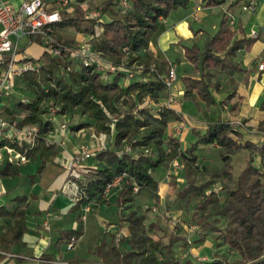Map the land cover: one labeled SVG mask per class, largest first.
I'll use <instances>...</instances> for the list:
<instances>
[{
    "label": "trees",
    "instance_id": "obj_1",
    "mask_svg": "<svg viewBox=\"0 0 264 264\" xmlns=\"http://www.w3.org/2000/svg\"><path fill=\"white\" fill-rule=\"evenodd\" d=\"M83 1L77 0L79 4L74 12L65 13L57 26L73 27L84 35L94 34L97 27H102L100 34L92 40L93 46L116 65L130 68L135 63L142 70L135 71L134 76L128 78L127 73L121 69L110 80L111 75L104 78L95 65L77 67L68 56L57 58L43 55L46 56V61L39 71L27 73L18 79L26 83L24 89L31 91L33 95L30 98L25 95L23 100L18 99L7 110L11 111L12 108L13 114L23 115L20 124L34 123L39 128L37 142L28 152L29 162H37L36 172L25 175L30 184L47 163L55 162L60 151L59 141H50L48 137L55 129L54 124L44 117L50 100L59 106L60 114L72 116L78 110L85 117L76 119L72 126L69 123L70 130L88 127L96 133L104 132L111 136L106 147L94 151L99 165H85L82 168L81 179L85 183L81 184L79 197L76 201H71L72 205L68 210L76 213L78 225L76 228L60 230L56 245L59 247L67 243L72 237L77 242L83 234V208L88 204L96 205L93 202L100 200L106 186L120 177L117 200L121 208L120 218L127 222L128 233L119 239L113 235L110 243L98 244L91 252L96 261L99 264H181L180 259L174 255L173 248L180 241L183 248L192 247L193 242L186 232L189 229L183 224H193L195 230H199L194 223L180 219L182 225L178 226L184 232L180 234L164 225L159 217L146 224L145 215L136 211H130L126 215L122 210L125 204L135 199L141 189L155 193L159 185L153 176L155 167L181 158L182 161L179 162L184 171L183 183L186 185L178 189L175 198L184 204L196 198L195 208L201 215L209 216L214 211L223 216L224 244L228 247V252L237 254V257L230 259L226 254L216 252L212 260H204V264H264V172L252 163L254 155L264 158V121L257 126L262 138L256 143L243 139L241 130L247 128L244 119L241 120L243 126L233 124L231 119L209 122L202 134L201 130L193 127L197 136L195 143L218 145L223 160L221 169L209 171L212 180L200 185L196 184V176L202 168L194 153V145L190 149H183L179 137L166 133V128L172 121L181 122L183 119L172 106L161 104L167 96L163 78L168 71V63L164 64L163 61L150 57L146 50L160 18L167 17L172 9L187 7L190 0H127L125 6L120 5V0H104L100 5V21L84 17L86 11L81 7ZM226 1L201 0L204 6L220 5ZM242 1L232 0L229 8ZM241 32L242 35L237 37V31L229 23L228 14L224 13L216 32L206 39L203 48L197 44L184 48L186 59L193 65L195 73H199L198 77L186 75L181 78L184 99L196 102L200 100L207 107L216 104L222 107L225 104V100L218 101L213 92L227 89L233 79L229 77L227 82L221 83L213 81L212 75L218 69H240L231 59L240 49H249L258 38L247 37ZM121 80L126 83H121ZM45 88L48 89L47 92ZM233 95L234 93H229L227 99ZM231 108L236 109L237 105L232 104ZM126 145L131 147V151L121 153L120 150ZM241 148L249 149L251 156L238 177L233 180L230 159ZM24 165L4 163L0 166V177L20 176L21 166ZM214 178L225 181L222 198L213 187ZM134 183L139 186L137 192L133 191ZM30 197L36 198V195L18 194L12 197L15 202L13 208L0 206V216L12 218V223L0 231V250L10 252L13 245L22 241L23 234L28 229L26 208ZM210 224L208 218L203 223L205 226ZM122 229L121 226L118 227V231ZM209 229L212 232L219 231L214 225L209 226ZM149 231L161 232L162 235L154 237ZM162 237H167V242H163ZM203 239L204 235L197 241ZM51 256L44 254L43 258L50 259ZM3 257L0 255V259ZM68 259V264H81L79 258ZM40 264L54 263L42 261ZM183 264H190L189 259Z\"/></svg>",
    "mask_w": 264,
    "mask_h": 264
},
{
    "label": "crops",
    "instance_id": "obj_2",
    "mask_svg": "<svg viewBox=\"0 0 264 264\" xmlns=\"http://www.w3.org/2000/svg\"><path fill=\"white\" fill-rule=\"evenodd\" d=\"M7 1L14 6H18L22 0ZM231 1L227 0L225 3L215 6H204L201 0H190L188 6L185 7L187 9L174 13L173 21L170 24L168 17L159 20L158 29L151 37L146 50V53L150 57L157 59V61H163L164 64L171 60L167 56L168 52L171 53L173 51L179 54L178 60H175L177 61L175 65L178 67V63V65L183 66V69L179 72V76L177 74L174 90L177 98L182 99L184 85L180 77L186 75L199 76V73H195L193 65L186 59L184 48L195 44L197 40L207 39L204 36L212 33L208 29L210 23L212 25L211 29H215L217 26L218 18L214 17L217 13L216 9H220L222 15L224 13L233 15L234 22L232 28L237 31V37L242 35L241 31L247 37H250L251 30L258 31V38L250 48L240 49L236 53V56L231 59V62L239 65L240 69L224 68L213 72V81L218 80L221 83H225L229 77L233 79L227 89L222 88L223 90L221 91L213 92L218 101L225 100V104L222 107L217 104L207 107L204 102L198 100L200 109L203 112L201 113L195 108L185 110L184 103L186 100L184 102L179 100L178 104L173 105V108L183 119L180 123H183L184 127H186L185 129L182 127L181 140L184 139L185 135H189L188 121L194 127H199L200 130L202 128L204 129L209 122L219 119L224 121L228 119H244L246 120L247 128L241 130L243 139L256 143L260 142L262 138V134L257 129V126L260 122L264 121V70L258 68L259 63L264 61V0H257V7L253 12L242 10L241 3L229 8ZM196 3H201L203 8L198 13L199 18L191 21L188 16ZM81 7L84 10L87 8L83 5V2L81 3ZM212 16L213 18L211 20L210 17ZM76 37L80 40L82 33H77ZM229 93H234V95L227 99ZM232 104H236L237 108L232 109ZM76 132L68 130L65 133H61L57 130L53 132L54 134H51H53V141L58 140L60 146L66 144L71 147L62 149L64 154H68L72 153L73 148L76 147L74 140L68 136H76ZM213 145L218 146L216 144ZM54 163L57 162L55 161ZM54 163H47L42 171L36 174L35 181L32 184L29 183V179L25 175L36 172V161L21 166V176L19 177H0V206L4 205L6 209L13 208L15 202L12 200V197L18 194L34 193L36 195V198L30 197L28 200V206L26 208L28 229L23 234L22 241L13 245L10 252L0 250V255L4 256L0 259V264H40L42 261L48 263V260L57 257L54 256V252L57 250L56 241L59 237V231L72 226L67 225L69 222L63 216L64 213H70L68 210L72 203L66 202L67 204L65 203V205L61 206V203L58 202V196L61 193L60 187L63 184L65 174L61 172L55 175L53 173L55 169L50 168L51 164ZM84 218L85 216L83 214V220ZM11 223L12 218L9 216H0V231L4 230ZM123 232L127 235L128 230L125 229ZM189 250L190 253L197 252L195 247H190ZM44 254H51L52 256L50 259H44ZM59 256L66 259L61 254ZM67 257L79 258V256L72 253ZM79 259L81 260V264H99L96 261V257H92L86 261H83L82 258Z\"/></svg>",
    "mask_w": 264,
    "mask_h": 264
},
{
    "label": "rangeland",
    "instance_id": "obj_3",
    "mask_svg": "<svg viewBox=\"0 0 264 264\" xmlns=\"http://www.w3.org/2000/svg\"><path fill=\"white\" fill-rule=\"evenodd\" d=\"M101 0H84L83 5L87 7L85 9L86 12L94 11L96 10L102 2ZM178 10L172 9L168 13L167 17L169 20V24L173 21L174 18V13L176 11H181L183 9H187L183 6L176 8ZM216 15L214 17L218 18L217 19V26L215 29H211V23L209 25V32L210 33L208 36H204L208 38L210 35L214 34L219 26V22L223 15L221 14L220 9H216ZM105 18V16H103ZM211 20L213 18L210 17ZM159 26V25H158ZM158 29V28H157ZM157 31V30H156ZM154 32V34L156 33ZM77 33L81 34L80 32H77L75 28L65 26L64 28H60L58 26L55 27V38L58 40H61L65 43L74 44L76 41L75 39L79 40V38L76 37ZM153 36V35H152ZM206 39L204 40H197L195 41L198 46L201 48L204 47ZM185 44V43H184ZM193 45V44H192ZM191 45V46H192ZM28 53L31 55H39L41 48L40 44L38 42L32 43L28 49ZM178 55L175 52H168V58H170L171 62H176L175 60H178ZM42 59L46 61V56H43ZM175 65V70H176V76L181 70L183 69V66ZM114 75L112 74L110 77V80H112ZM182 78V76L180 77ZM177 81V78L176 80ZM179 81V77H178ZM128 82V81H127ZM121 83H126L124 80H121ZM24 84L23 81H18L17 86H16V91L11 95V98H6L3 97L0 99V108L2 107L3 112L9 108L11 105L14 104L15 101L18 99L23 100L26 96L29 98L33 95L31 91L25 90L24 89ZM26 95V96H25ZM183 99V100H182ZM182 99L176 98V103L178 104L179 100L184 102V109L185 110H192L193 108L197 109V111L203 113L200 109V104L199 102H196L193 99ZM174 107V106H172ZM183 108V107H182ZM9 113H12V108L10 109ZM14 110V109H13ZM8 111V110H7ZM77 113H74L72 116L67 115V119L69 116V123L72 126L74 121L76 119H84L85 117L80 115V112L76 110ZM6 112V111H5ZM14 112V111H13ZM62 119V118H59ZM172 121L166 128V133L171 134V135H176L177 137L180 138V135L177 134V130L181 128L179 122ZM54 124V123H53ZM188 129H189V135L184 136V139H182L183 143V149L186 148H191L192 145H194V153L197 156V160L199 161V167L202 168L199 174L196 176V184L200 185L202 183H206L207 181L212 180V175L209 173L210 170H219L223 166V160L221 157V148L219 146H214L213 144H203V143H195L197 141V136L195 135L193 131V124L191 125L190 122L188 121ZM55 127V124H54ZM186 127H184L185 129ZM196 129H199L197 127ZM201 134L204 132V129H200ZM55 132V131H53ZM52 132V133H53ZM96 135H94V134ZM54 134V133H53ZM53 134H50L48 137L50 138V141H53ZM59 135V133H57ZM69 134V133H68ZM99 133H96L94 129L85 127L84 130H80L79 132H76V136L72 135L71 137L68 136L70 139H73L74 142L77 144H87V145H93L97 141V136ZM264 134V133H262ZM70 135V134H69ZM111 139V136L107 138V143H109ZM112 141V140H111ZM195 143V144H194ZM70 147L69 145H61L60 146V151L55 157V161L57 163L59 156L63 155L64 152L62 149ZM71 148V147H70ZM76 149V147L73 148V151ZM72 151V153H73ZM146 151V150H145ZM96 154V153H95ZM91 156L90 159L83 161V163L86 166H91V167H97L99 165L96 157ZM251 152L247 148H241L237 150L235 153L232 154L231 159H230V164L232 165V179L235 180L241 170L246 166L247 162L250 159ZM62 157V156H61ZM178 161H182L181 158L177 159ZM264 158L260 157L259 155H254L253 156V164L258 167L262 172H264ZM51 164L50 168H54V174H58L61 172H64L65 177H64V182H66L68 179H70L71 174L65 168L60 165V164ZM180 164V163H179ZM54 175V176H55ZM183 175L184 171L182 168V165L180 164L179 166H174L172 164V161L167 162V163H162L159 164L157 167H155V170L153 172V176L156 180H158L159 185L158 189L155 191L146 190V189H141L140 192L136 194L135 199L128 204H125L123 207V213L128 214L130 211H136L139 214L145 215V220L144 222L146 224H149L152 221H155L157 217H159L164 223V225H167L170 229L171 227L168 225L167 220H165V212L172 213V214H180V219L184 222H188L190 220L191 223H194L198 229L200 230H195V228L186 231L188 238L193 242L191 245L192 247H195L197 249V252L195 253H190L189 249H185L182 246V241L177 242L174 245V255L180 259L181 264L184 263V261H187L189 259L190 264H204V260L211 261L214 254L216 252L226 254L228 258L232 259L237 257V254H234L233 252H228V247L224 244L223 241V229L225 226V218L216 212L213 211V214L211 215H201L199 213V210H196L195 206L197 204V199L190 200L189 203L184 204L183 201L177 200L175 197V193L178 191V189H182L186 185V183H183ZM21 176V175H20ZM16 177V176H15ZM19 177V176H17ZM22 179V178H21ZM20 179V180H21ZM215 179V180H214ZM213 182V187L217 189L221 195L220 198H222V195L224 194V187H225V181L219 178H214ZM19 180V181H20ZM264 180V178H262ZM120 181L117 182L108 192L106 196H101L100 200H95L93 203L96 205L89 206L87 209H84V220L82 222L83 225V236H81L75 245L73 246L72 249L68 250L67 243H63L58 246L57 250L54 252V256H59L60 254L68 259L67 256L69 254H76L79 256V258H82L83 261H86L92 257H95L91 252L92 250L101 242H107L110 243L112 240L113 235H118L120 232H123L126 227H127V222L121 220V215L120 211L121 208L118 204L117 200V193L120 188ZM62 184V185H63ZM61 185V187H62ZM60 187V196H58V202L61 203V206L65 205L67 202H71L70 197L67 194L62 193V188ZM57 193V192H55ZM54 193V194H55ZM80 193V192H79ZM67 197V198H65ZM69 199V200H65ZM66 203V204H67ZM99 204V205H97ZM155 208V209H153ZM64 219L68 220L67 225H72L69 228H76L77 227V221H76V213H64ZM209 219L211 221L210 225H203V223L206 222V219ZM75 221H74V220ZM117 224V225H116ZM123 228L121 231H118V227L120 226ZM179 225H182V222H180ZM216 226L219 228V231L212 232L209 229V226ZM181 226H176L173 228V230L179 232L180 234H184L182 231ZM85 228V229H84ZM151 235L154 237H159L162 235L161 232H155V231H149ZM204 235V239L197 241V239L200 236ZM168 238L167 237H162L163 242H167ZM122 244L126 247L127 244L125 242H122ZM191 247V248H192ZM87 258V259H85ZM66 259V260H67ZM69 260V259H68ZM67 260V261H68Z\"/></svg>",
    "mask_w": 264,
    "mask_h": 264
},
{
    "label": "built area",
    "instance_id": "obj_4",
    "mask_svg": "<svg viewBox=\"0 0 264 264\" xmlns=\"http://www.w3.org/2000/svg\"><path fill=\"white\" fill-rule=\"evenodd\" d=\"M77 0H22L18 6L10 4L7 0H0V99L11 95L16 91L19 78L30 72H37L44 64L43 55H50L57 58L69 57L75 62L77 67L83 65H95L105 77L115 74L119 70H124L127 77L134 76L135 71H141L142 67L133 63L130 68L124 65L114 64L101 54L94 46L92 40L100 34L102 27H97L94 34H82L80 40H76L74 44H68L55 38V27L62 21L64 14H72ZM127 0H120V5L125 6ZM257 0H243L241 9L244 11H255ZM201 3H196L190 12L188 18L191 21L197 20L198 13L202 10ZM229 23L233 24V15L227 13ZM86 19H97L100 21V6L90 12L84 14ZM161 19V18H160ZM251 37H257L258 31L251 30ZM40 44L41 52L39 55H31L28 53V47L34 43ZM260 70H264V61L258 65ZM175 63L168 62V71L163 78L167 96L161 104L173 106L176 103L177 95L174 90L176 80ZM47 92L48 89L45 88ZM44 117L55 124L54 131L65 133L69 129V120L66 114L59 113V106L50 100L46 105ZM6 111V112H5ZM3 112L0 108V165L4 163H12L14 165H24L29 162L28 152L36 144L39 135L37 124L26 123L20 124L19 121L23 115L9 113L7 109ZM62 118V119H59ZM115 120V118H114ZM235 125H241V120H232ZM181 128L177 130V134L181 135L184 127L179 122ZM84 130L81 128L77 130ZM94 134V133H93ZM95 135V134H94ZM96 136V135H95ZM176 136V135H174ZM109 136L101 132L97 136V141L93 145L77 144L73 153L63 154L59 156L58 164L62 165L65 170L70 172L71 177L62 185V193L67 194L72 202L78 199L79 189L85 181L81 179L82 168L85 166L83 161L88 160L95 154L96 149H102L107 146V138ZM131 147L126 145L120 152H130ZM177 159L172 160L174 166H179ZM80 181V184H79ZM120 181V177L112 183H109L102 196H106L115 183ZM139 186L134 183L133 191L137 192ZM90 205H86L87 209ZM155 209V208H153ZM165 220L168 225L174 228L180 224L179 214L165 212ZM187 229H193V224H183ZM124 232L117 235L124 236ZM76 243V238L72 237L67 242L68 250L72 249ZM54 264H68L66 259L60 256L48 260Z\"/></svg>",
    "mask_w": 264,
    "mask_h": 264
}]
</instances>
